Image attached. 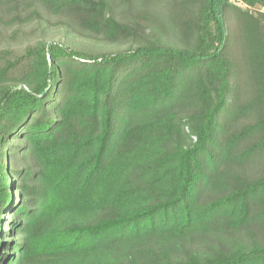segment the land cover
I'll list each match as a JSON object with an SVG mask.
<instances>
[{"label": "trees", "instance_id": "trees-1", "mask_svg": "<svg viewBox=\"0 0 264 264\" xmlns=\"http://www.w3.org/2000/svg\"><path fill=\"white\" fill-rule=\"evenodd\" d=\"M263 8L0 0V264H264Z\"/></svg>", "mask_w": 264, "mask_h": 264}, {"label": "built area", "instance_id": "built-area-1", "mask_svg": "<svg viewBox=\"0 0 264 264\" xmlns=\"http://www.w3.org/2000/svg\"><path fill=\"white\" fill-rule=\"evenodd\" d=\"M262 10H263V12H264V8H263Z\"/></svg>", "mask_w": 264, "mask_h": 264}, {"label": "rangeland", "instance_id": "rangeland-1", "mask_svg": "<svg viewBox=\"0 0 264 264\" xmlns=\"http://www.w3.org/2000/svg\"><path fill=\"white\" fill-rule=\"evenodd\" d=\"M77 43H79V41ZM13 193H14V191H13Z\"/></svg>", "mask_w": 264, "mask_h": 264}]
</instances>
